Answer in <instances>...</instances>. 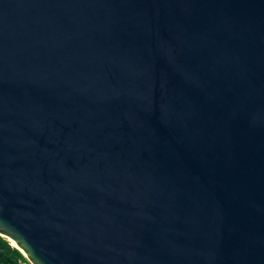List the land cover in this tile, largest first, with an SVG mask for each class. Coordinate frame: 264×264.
<instances>
[{
	"label": "water",
	"instance_id": "obj_1",
	"mask_svg": "<svg viewBox=\"0 0 264 264\" xmlns=\"http://www.w3.org/2000/svg\"><path fill=\"white\" fill-rule=\"evenodd\" d=\"M0 236L264 264V0H0Z\"/></svg>",
	"mask_w": 264,
	"mask_h": 264
},
{
	"label": "trees",
	"instance_id": "obj_2",
	"mask_svg": "<svg viewBox=\"0 0 264 264\" xmlns=\"http://www.w3.org/2000/svg\"><path fill=\"white\" fill-rule=\"evenodd\" d=\"M0 264H30L23 253L0 236Z\"/></svg>",
	"mask_w": 264,
	"mask_h": 264
},
{
	"label": "bare ground",
	"instance_id": "obj_3",
	"mask_svg": "<svg viewBox=\"0 0 264 264\" xmlns=\"http://www.w3.org/2000/svg\"><path fill=\"white\" fill-rule=\"evenodd\" d=\"M13 246H15L16 247V244H15V242L13 241V240H11L10 239V241H9Z\"/></svg>",
	"mask_w": 264,
	"mask_h": 264
}]
</instances>
